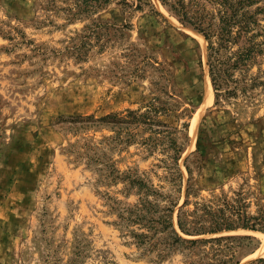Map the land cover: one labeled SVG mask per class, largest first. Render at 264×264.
I'll use <instances>...</instances> for the list:
<instances>
[{
  "label": "rangeland",
  "instance_id": "374dc122",
  "mask_svg": "<svg viewBox=\"0 0 264 264\" xmlns=\"http://www.w3.org/2000/svg\"><path fill=\"white\" fill-rule=\"evenodd\" d=\"M182 1L215 31L236 2ZM252 1L253 58L217 100L208 39L161 0H0V264H264V0ZM129 109L148 123L67 128ZM169 208L182 239L157 222Z\"/></svg>",
  "mask_w": 264,
  "mask_h": 264
},
{
  "label": "trees",
  "instance_id": "16d2710c",
  "mask_svg": "<svg viewBox=\"0 0 264 264\" xmlns=\"http://www.w3.org/2000/svg\"><path fill=\"white\" fill-rule=\"evenodd\" d=\"M89 1V0H87ZM95 3H107L111 0H90ZM164 4L170 5L179 15L181 20L189 21L192 23L196 29L202 32L209 41V72L214 86L215 94L217 100L223 95V91L230 93L232 89H228L226 84L229 80V70L232 67H235L241 62H246L253 58V52L256 48V34L251 28L252 23L256 22L253 19V15L244 9L245 6L251 5L252 0H236L235 3H229L226 6L224 14L221 15V25L218 30H212L211 25H206L202 20L192 21L189 19V16L185 10V5L182 0L177 2H172L171 0H161ZM228 7V8H227ZM242 10L241 17H239L238 12ZM238 26L237 30H234V27ZM243 39L244 44L239 47L236 52L229 54L228 50L230 49V43L236 44L239 40ZM225 92V93H226ZM224 93V94H225ZM148 114V113H147ZM146 114H139L136 110L129 109L127 113L123 112H114L107 114L102 117H96L95 114L90 115H81L77 117H72L67 128L72 130L74 133L84 132L87 130L95 129L99 130L104 127L111 128L112 130H118L119 134L123 130H129L133 124L146 122L148 120L145 118ZM145 118V119H144ZM131 136L132 133H129ZM174 151L175 160H178L182 154L184 146L178 144L174 141ZM109 166L108 176L113 178H122L117 174V169L114 165ZM129 181L134 184L138 183L139 185H144L142 180L133 178L132 175L126 176ZM169 216L161 221H157L161 225L162 230L172 229V231L177 235L178 239H182L178 236L177 231L174 227V220L172 217L173 209L169 208ZM136 220H141L140 217ZM178 225L181 230L186 231V226L182 221L181 214L178 216ZM256 224L247 223L245 227H251L252 229H257ZM140 238L146 236V233L139 234ZM144 238H142L143 242ZM186 240V239H185ZM189 242H196L197 240H186ZM264 261V259H261Z\"/></svg>",
  "mask_w": 264,
  "mask_h": 264
},
{
  "label": "bare ground",
  "instance_id": "6f19581e",
  "mask_svg": "<svg viewBox=\"0 0 264 264\" xmlns=\"http://www.w3.org/2000/svg\"><path fill=\"white\" fill-rule=\"evenodd\" d=\"M209 89H210V91H208V96H209V102L212 100V97H213V90H212V87H211V85L209 86Z\"/></svg>",
  "mask_w": 264,
  "mask_h": 264
}]
</instances>
